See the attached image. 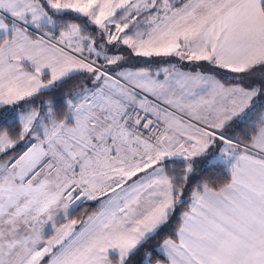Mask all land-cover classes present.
<instances>
[{"label": "snow or ice", "instance_id": "1", "mask_svg": "<svg viewBox=\"0 0 264 264\" xmlns=\"http://www.w3.org/2000/svg\"><path fill=\"white\" fill-rule=\"evenodd\" d=\"M0 264H264V0H0Z\"/></svg>", "mask_w": 264, "mask_h": 264}]
</instances>
